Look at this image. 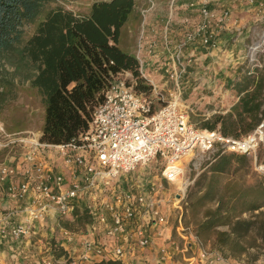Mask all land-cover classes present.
<instances>
[{"label": "built area", "instance_id": "obj_1", "mask_svg": "<svg viewBox=\"0 0 264 264\" xmlns=\"http://www.w3.org/2000/svg\"><path fill=\"white\" fill-rule=\"evenodd\" d=\"M211 1L189 4L197 8L198 17L188 25L182 41L169 33V21L160 36H148L141 27L133 56L148 90L137 92L127 72L111 80L88 129L77 138L47 144L40 140V132L11 133L0 122V152L12 157L11 163L0 162V212L1 204L8 202L7 219L15 213L27 219L1 229L0 237L28 239L33 222L48 215L59 225L74 221L75 213L86 212L89 223L75 233L81 237L77 256L68 255L70 262L61 263L65 259L54 257L56 245L44 264H92L91 254L120 261L135 250L148 249L173 219L167 244L181 259L194 258L188 259L189 239L198 240L187 235L182 224L188 189L219 155H246L257 166V149L264 141L263 123L234 139L223 136L219 127L197 128L189 121L192 110L187 105L192 102L184 95L191 98L200 88L197 79L188 80V68L199 63L197 49L207 55L216 52V57L226 54L231 62L235 55L243 62H235L234 67L244 64L250 72L263 68L258 58L264 55V0H239L246 12L256 11L253 23L244 26L232 18L230 7L217 8ZM156 64L153 74H164L159 85L148 74ZM259 169L264 172L263 166ZM98 224L111 245L89 239L88 229ZM62 232L72 236L65 228ZM120 237L128 250L117 244ZM162 252L169 255L167 249ZM254 264H264V258Z\"/></svg>", "mask_w": 264, "mask_h": 264}, {"label": "trees", "instance_id": "obj_2", "mask_svg": "<svg viewBox=\"0 0 264 264\" xmlns=\"http://www.w3.org/2000/svg\"><path fill=\"white\" fill-rule=\"evenodd\" d=\"M54 1L0 0V59L13 55V48L23 42L24 28L34 25L45 6ZM134 6L135 0L95 1L84 16L56 6L24 41L22 57L32 66L25 81L36 90L44 108L42 142L65 144L84 133L111 80L125 72L135 80L137 92L148 90L136 58L118 47L121 29ZM241 72L234 85L237 103L229 113L213 116L201 128L219 127L223 136L239 139L264 125V67ZM249 163L246 155H219L187 194L186 211L195 222V237L201 243L213 241V248L225 257L239 258L258 246L264 250V172L250 186L234 180L223 182L236 167ZM256 164L264 168V154L257 153ZM74 221L85 227L90 217L86 212L75 213ZM54 257L70 262L59 246L54 247Z\"/></svg>", "mask_w": 264, "mask_h": 264}, {"label": "crops", "instance_id": "obj_3", "mask_svg": "<svg viewBox=\"0 0 264 264\" xmlns=\"http://www.w3.org/2000/svg\"><path fill=\"white\" fill-rule=\"evenodd\" d=\"M170 1L171 0H140L139 3L135 2L134 10L123 26L128 28L126 36L132 37L131 34L133 32L130 28L132 22L140 25L136 27V29L138 28V34L143 26L146 35L160 36L162 30L169 21V33H171L173 38L182 41L184 39V33L188 29V25L196 21L198 17L197 8H191L189 4L196 3L198 0ZM211 2L214 6H217V8L223 5L230 7L232 10V18L240 25H248L255 20L256 11L250 13L246 12L242 8V4L239 0H212ZM223 35L226 37V34ZM201 50V48L199 51L197 49L199 59H206V61H209V64L202 68V64H200L201 62L199 60V66L197 69L195 68V71L190 72V78L188 80L199 79L201 81L200 85L206 86V88H215L217 85L226 81L230 83V81H232L231 76L234 77L236 69L232 70V67L221 63L220 60L222 56L216 57V52L207 55ZM131 55L134 54L132 53ZM2 161L11 163L12 157L6 155L4 152H0V162ZM8 206H11L8 202H3L1 204L0 230H8L18 223L27 221L26 216L22 213H15L7 219L5 217V210L9 208ZM171 225L172 223L163 230V234L155 235L153 243L148 249L133 251L124 260H120L121 264H195V262L192 263V260L200 261L202 264H254L260 258L258 257L257 260H247L245 255L239 258L225 257L221 252L217 251V249L211 248V245H204L199 241L196 243L195 239L191 237L189 239L191 254L188 259L192 256H194V258L183 260L178 254L173 252L170 245L167 244V240L171 236ZM32 228V233L28 239L14 240L7 235L0 237V264H44L45 259L48 257V251L56 245L73 258L81 251V237L74 233H72V236L66 237L62 232V228L55 223L51 215L46 216L41 221L33 222ZM103 230V226L99 224L96 225V229L94 230L89 228V239L99 244L108 242L111 245L112 241H106V238H104ZM116 242L124 250L129 249L127 246L128 243L123 237L118 238ZM164 249H167L169 255H163L162 251ZM90 256L92 264L103 260L101 257L94 254ZM59 261H61V263L65 262V260Z\"/></svg>", "mask_w": 264, "mask_h": 264}, {"label": "rangeland", "instance_id": "obj_4", "mask_svg": "<svg viewBox=\"0 0 264 264\" xmlns=\"http://www.w3.org/2000/svg\"><path fill=\"white\" fill-rule=\"evenodd\" d=\"M95 1L102 0H55L54 2L47 4L41 15L38 17L36 23L32 26H27L24 28L23 42L13 48V55L4 59H0V92L4 90L2 91L4 93V96L2 97V99L0 97V122L4 124L8 132L23 134L27 132L33 134L39 132L41 133L42 121L44 116V108L40 101V97L38 96L36 90L31 88L29 83L25 81L26 75L32 72V66H30L29 63L22 57V48L24 46V41H26L28 37L34 32L36 25L44 18V15L48 10L55 8L56 6H60L64 10L70 11L73 14L84 16L88 14L91 4ZM135 2L139 3L140 0H135ZM137 25L138 24H136L135 22H132V25L130 26L131 31L133 32L131 34L132 37L126 36L128 32L127 27H123L121 29V36L118 47L124 53L130 55L132 53L134 54L136 39L138 37V28L136 29V27L140 26ZM175 40L177 39L175 38ZM241 43L238 46V50L242 49ZM201 51L205 54L207 53L204 49H202ZM258 61L264 67V55L259 56ZM200 62V64H202V68L203 66L209 64V61H206V59L200 60ZM220 62L226 64L229 67H232V70L236 69L234 77L231 76L232 81H230V83L226 81L222 84L217 85V87L215 88H206V86L200 85V88L193 93V97L189 98L188 94L184 95L185 100L192 102L190 103V105H187L189 109L192 110V112H189V121L197 128H201L202 124L207 120H211L213 116L224 115L232 110L233 106L237 103L236 99L238 97V94L234 89V85L236 81H239L241 78L242 72L240 73V70H242L243 72L245 70H251L246 68V65L244 64L237 65L238 67H234L233 64H235V62H243L242 59L237 60V57L235 55L233 56L231 62V58H229L225 54L221 57ZM198 66L199 63L196 65H192L188 68V72L190 73L195 71V68L197 69ZM156 68V65H154V67L149 70L148 74H151V78H153L154 82L159 85L160 83H162L159 82L161 78L160 76L164 74L162 73V71H159L158 74H153V71H155ZM200 83L201 81L197 79L196 84ZM257 153L258 155L263 156L264 141L259 145ZM250 162L251 164L249 163L247 167H236V169H234L231 173L224 177L223 182L234 180L246 186L254 184L262 174V170L259 169L258 165L254 166L252 159H250ZM193 185L188 189L187 194L193 187ZM244 217H248V214H245ZM170 223L173 224V219L170 220ZM194 223L195 222L191 218L190 214L185 211L182 218L183 227L186 228L185 233L187 235L191 234L195 237ZM59 226L67 229L70 233L74 234L83 229L81 226L77 225L75 221L70 220L61 221ZM202 243L204 245L209 244L211 245L210 247L213 248V241L207 240L202 241ZM255 256L264 258V250L262 246L250 249L245 255V258H247V260H252L253 258H255Z\"/></svg>", "mask_w": 264, "mask_h": 264}]
</instances>
